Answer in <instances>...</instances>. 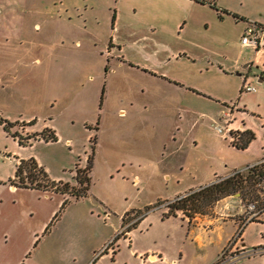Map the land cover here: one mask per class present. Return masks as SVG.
Here are the masks:
<instances>
[{
  "label": "rangeland",
  "instance_id": "rangeland-1",
  "mask_svg": "<svg viewBox=\"0 0 264 264\" xmlns=\"http://www.w3.org/2000/svg\"><path fill=\"white\" fill-rule=\"evenodd\" d=\"M116 2L0 0V81L6 85L0 89V118L10 122L21 120L12 133L24 139L38 138L41 133L34 131L46 128L55 131L58 138L50 143L35 140L23 147L0 125V181L7 183L0 187V264H108L118 246L121 260L132 259L123 237L128 238L124 233L142 215L148 219L141 227H133V243L149 247L157 241L171 258H179V251H184L185 264H211L238 229L231 243L237 241L243 206L248 200L259 198L256 182L246 180L244 175L238 178L239 187L230 196L207 205L196 201L194 195L182 202L187 212L180 215L183 219L187 217L191 227L180 219L162 220L165 209L156 207L166 201L159 200L172 199L177 191L197 183L192 175L202 173L216 160L239 164L248 160V156L223 144L212 119L199 118L196 125L200 113L219 122L227 113L225 108L222 112L205 99L190 96V109L198 115L190 114L184 121L179 117L181 106L176 105L181 98L156 77L145 76L114 60L106 78V54ZM221 2L239 16L264 21V0ZM82 14L88 19L86 36L79 35ZM230 28L235 37L240 35V29L232 22ZM194 33L200 34L196 30ZM158 39L157 43H143L155 51V57L169 47L171 50L185 47V42H178L176 37ZM123 48L128 56L149 61L131 43H123ZM168 54L173 61L172 52ZM169 71L197 85L214 88L216 84L214 77L201 74L202 71L176 65L170 66ZM105 82L107 97L101 110L99 102ZM257 87L260 93L244 95L242 105L257 110L259 101L262 106L259 112L264 116V87ZM121 110H125L124 116ZM28 119H37L39 127L31 129L30 122H23ZM173 135L178 145L183 141L184 149L169 159L170 149L177 147ZM95 136H98L95 167L88 175L91 179L88 197L72 202L45 234L65 197L51 189L11 190L9 182L14 179L17 161L35 159L61 189L64 184L78 189V172L87 169ZM181 158L186 160L184 171L177 169ZM168 169L171 180L165 176ZM126 212H131L125 217L126 226L134 223L116 234ZM203 216L215 219L216 226L221 227L210 239L206 238L204 248L190 233L193 227L205 226ZM262 233L264 225L253 223L247 227L248 248L259 243ZM117 237L122 241L117 243ZM261 257H241L233 264H264ZM228 262L226 258L217 263Z\"/></svg>",
  "mask_w": 264,
  "mask_h": 264
},
{
  "label": "crops",
  "instance_id": "crops-1",
  "mask_svg": "<svg viewBox=\"0 0 264 264\" xmlns=\"http://www.w3.org/2000/svg\"><path fill=\"white\" fill-rule=\"evenodd\" d=\"M215 3L222 11H226L230 13V15L223 14L222 18H220V14L210 5L201 4L196 0H117L115 3L116 10L112 13V19L113 16H115V26L112 28V38L108 45L106 54V78L111 72V62L114 60L125 66L128 65L131 69L137 70L145 76H150L151 78L156 77L164 82L171 90L175 91L178 94L177 96L181 98V100H177L176 105L181 106V113L179 114V117L182 116V120L184 121L190 114L198 115L195 111L190 109V96L197 99L203 98L210 104L221 108L222 112L225 111L224 108L226 109L228 105L237 103L238 109L234 110L232 116L234 118V127L255 135V139L246 149L236 148L229 140H226L223 137L222 142L225 145L227 144V148L229 150L246 154L248 156V160L246 159L239 164L225 160L217 162L216 160L215 163L213 162L211 165H208L202 173L198 172L192 175L195 180L194 183L197 182L194 184L195 186L190 185L182 191H177L174 198L165 200L161 199L159 200L161 202L173 201L189 192L211 185L217 177H227L234 171L243 169L248 165L264 159V116L259 112L262 106L259 101L256 108L257 110H249L247 106L242 105V98L244 95H248L242 94V89L245 84L255 86L258 89L257 93H260L259 88L257 87L258 85L264 87V49L256 50L251 47H244L241 44V39L246 30L247 24L249 22L264 24V21H251L244 16H239L235 14L230 7L224 5L221 0H215ZM76 12L79 13V11ZM85 12L87 14L88 11L85 10ZM211 14H215V17H211ZM233 15H236L239 19L234 18ZM81 18L84 20H81ZM237 19L242 22H236L238 21ZM79 20V35L86 36L89 32L88 19H86L85 15L82 14L79 16ZM231 22L235 25V27L240 29V35L238 37H235L231 33ZM37 27H39V25H37ZM195 30L199 31L200 34L195 36ZM178 31H180V33L176 34ZM159 37L162 40L176 37L178 42H185V47L181 46L176 50H171L169 47L167 48L168 50L165 49V55L162 54L155 57V51H153L152 48H148L143 43L146 41L157 43V41H159ZM125 42L131 43L133 48H137V51L142 53L143 57L149 61H145L139 57L128 56L127 51L123 48V43ZM78 45H81V43L78 42ZM169 52H172L171 55L173 56V61L170 59V55L168 54ZM211 58L215 59L214 63L209 61ZM172 65H176L177 67H186L190 70H195L196 72L202 71L200 72L201 74L205 73L206 75H211L214 77L213 80L216 81L215 87L210 88L209 86L197 85L189 79L172 74V71H169V68ZM107 67L109 68L108 72H106ZM5 88V83L0 81V89ZM104 88L105 93L103 96V104L100 106L102 91ZM106 97L107 82H105L101 89L99 102L101 110L104 108ZM257 98H259V95ZM183 103L185 104L184 107L182 106ZM121 115H125V110H121ZM199 118L205 119V121L212 119L211 121H213L214 126L215 123H217V120L211 116L205 113H200L197 117L196 125ZM34 120H36V124L30 128L37 129L39 127V121L37 119H28L27 121L23 120V122L29 123ZM17 121L18 120L12 121V123ZM20 121L21 120H19V122ZM100 122L101 116H99V120L95 128L97 132L100 130ZM43 131L34 132L42 133ZM26 132H29V130L25 131V133ZM174 136V143L177 147L172 150L170 149L168 154L169 159H172L178 151L184 149V147L182 148L183 141H180L181 143L178 145V139L176 135H173V137ZM179 154H181V151L178 155ZM182 158L180 159L177 169L180 168L181 171H184L186 168V160ZM17 163H19V161H17ZM170 170L171 169L165 170L167 180H171V176L169 174ZM179 179L180 178H178V181ZM207 179H211L209 180L210 182H205ZM136 181L137 183H140L141 180L139 177H136ZM178 181L177 184L179 185L181 182ZM4 183V181H0V187L7 186V183ZM9 188L13 191H17L19 189L16 187L14 188L11 184L9 185ZM63 197H65L63 199L64 202L68 196ZM86 198H81L79 200L74 198V200L70 201L72 203ZM131 212H126L121 216L120 227L116 229V234H119L123 228H126L134 223L131 222L126 226L127 222L125 223L124 221V218ZM180 213L183 212L177 211L175 213L177 215L176 217L173 215L169 216L165 210L162 214V220L180 219L191 227L187 217L183 219ZM147 219L148 217H144L142 215L136 224L141 227ZM203 221L206 222L205 226L193 227L194 230L190 232L193 236H195V240L200 243V247L202 248L206 246V238L210 239V236L221 228L217 227L215 224L216 220H211L209 216H203ZM247 227L242 232L240 239L241 243L246 247H248L246 244ZM131 229H133V227H131ZM237 231L238 229L236 232ZM236 232L228 238L222 250L217 252L216 258L211 264H216L218 262L220 255L230 245ZM133 235L134 230H131V232L127 235L128 238L123 237V241L126 242L130 249L132 259L121 260L119 258V255L121 254V247L117 245L118 249L115 254L111 251L112 259L108 264H144L143 257L148 254L159 256L161 259L156 263L147 264H185L187 258L183 253L184 251H179L181 253L179 258H171L167 251H165L164 247L159 245L157 241L153 246L141 247L133 243ZM262 237L263 236H261L259 243L254 246L262 243ZM121 239L118 240L117 243L122 241ZM261 258L264 257L262 256Z\"/></svg>",
  "mask_w": 264,
  "mask_h": 264
},
{
  "label": "trees",
  "instance_id": "trees-1",
  "mask_svg": "<svg viewBox=\"0 0 264 264\" xmlns=\"http://www.w3.org/2000/svg\"><path fill=\"white\" fill-rule=\"evenodd\" d=\"M197 2L201 4H208L210 5L213 9H215L219 14L220 18H222L223 14H228L230 13L226 11H222L215 3V1H209V0H196ZM234 18H238L236 15H233ZM115 26V16H113L112 19V28ZM109 71V68H106V72ZM105 93V88L102 91V97H101V105L103 104V96ZM19 122L12 123L8 120L0 118V125L3 126L4 131L9 135L12 136L14 139H18L19 145L23 147H27L31 145L32 141L42 139L46 143L50 142H57L58 138L55 133V131H52L50 129L44 130L41 134H39L38 138L34 137H29L28 139H24L19 135L18 133H12V129L17 127ZM30 126H34L36 124V120L31 121ZM241 141L240 144H234V146L238 149H246L248 145L255 139V135L249 132H245L241 135ZM97 136H95L91 142L93 143L92 145V154L88 158V166L85 171H79L78 172V177H77V182H78V189L75 187H71L69 184H64L63 189H61L54 181H51L44 171L43 168H41L38 163L35 161V159H29V160H19V163L16 166V172L14 179L10 180V184L15 186L16 188L19 189H28V190H39V191H44L48 192L50 189L56 193V194H61L63 196H68L62 204L60 212L55 216L53 222L50 224V226L46 229V232H49L51 227L53 226L54 222L57 221L60 217V214L68 207V205L71 203L70 197H74L75 199L79 200L81 198H86L88 197V192L90 190V178L89 174L92 172L94 168V159H95V154H96V146H97ZM27 171V172H26ZM28 173V176L25 178L24 174ZM239 177H234V178H229L219 184H213L209 185L194 194V199L198 202H201L203 205H207L209 202H215L218 201L221 198L227 197L232 195V193L237 191V187H239ZM16 179H19V182L16 181ZM62 184V183H59ZM74 191V192H73ZM190 198V197H189ZM188 201L183 200L181 202H178L174 204L171 207V215L177 216L175 213L177 211H182L184 214H186L187 210L184 209L182 206V202ZM124 221L126 223V219L124 218ZM138 224H136L137 226ZM135 227V225L133 226ZM131 227L128 228V233L131 232ZM120 240L119 237L115 239L117 242ZM115 254V253H114Z\"/></svg>",
  "mask_w": 264,
  "mask_h": 264
},
{
  "label": "built area",
  "instance_id": "built-area-1",
  "mask_svg": "<svg viewBox=\"0 0 264 264\" xmlns=\"http://www.w3.org/2000/svg\"><path fill=\"white\" fill-rule=\"evenodd\" d=\"M209 1H215V0H209ZM241 44L244 47H251L256 50L264 49V24L249 22L242 36ZM257 92L258 89L250 84H245L242 89V94H255ZM237 109H238L237 103H232L228 105L226 107L227 113L222 118V120L215 123L214 126L218 134H220L226 140H229L233 145L240 144L242 138L241 135L245 133V131L241 130L240 128L234 127V118L232 116L234 110ZM244 175L246 176L245 177L246 180L253 179L256 182V187L258 188L259 191V198H256L254 200H248L246 204L243 206L242 209L243 213L240 215V220L238 225L240 232L237 235V241L234 243L235 245L231 243V246L227 247L222 252V254L218 259V261L220 259H224L225 261L226 258H229L228 263L230 264L235 263L241 257L252 258L257 256H264V233L261 234V236H263L262 243L252 248L246 247L241 243L240 240L242 232L248 225L253 223L264 225V159L254 164L248 165L243 169L234 171L232 174H230L227 177H223V178L217 177L211 185L219 184L229 178L241 177ZM195 192L196 191H192L181 197H178L173 201H166L164 203H161L156 208L165 209L167 211V215H170L171 207L174 204L188 199L189 197L194 195ZM128 234L129 233L126 230L124 235L127 236ZM107 251H109V248L106 249V252ZM237 252L241 253L240 256L236 255ZM228 253L230 254V256H228ZM143 258H144V264L156 263L161 259L159 256L149 255V254L144 256Z\"/></svg>",
  "mask_w": 264,
  "mask_h": 264
}]
</instances>
